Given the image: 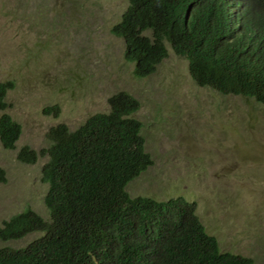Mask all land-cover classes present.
Wrapping results in <instances>:
<instances>
[{
	"label": "rangeland",
	"instance_id": "374dc122",
	"mask_svg": "<svg viewBox=\"0 0 264 264\" xmlns=\"http://www.w3.org/2000/svg\"><path fill=\"white\" fill-rule=\"evenodd\" d=\"M128 0H0V82L13 80L8 113L21 125L13 149L0 142V226L30 207L47 217L48 185L40 154L48 130L76 129L108 111V97L124 90L140 108L146 150L153 159L127 190L166 200L184 196L224 251L264 264V105L198 86L188 61L168 45L152 74L137 77L124 58V40L111 28ZM58 105V115L44 113ZM28 146L37 159H19ZM30 233L0 247H24Z\"/></svg>",
	"mask_w": 264,
	"mask_h": 264
},
{
	"label": "trees",
	"instance_id": "16d2710c",
	"mask_svg": "<svg viewBox=\"0 0 264 264\" xmlns=\"http://www.w3.org/2000/svg\"><path fill=\"white\" fill-rule=\"evenodd\" d=\"M111 32L124 40L137 77L155 72L169 45L198 86L264 105V0H128ZM13 88V80L0 82V110ZM108 105L76 129L59 123L48 130L49 146L40 151L48 155V216L27 207L3 220L1 241L40 235L24 247H0V264H252L221 249L195 201L129 193L127 185L153 164L143 122L132 116L140 102L121 90ZM43 111L58 115L60 108ZM20 134L3 113L2 145L13 149ZM18 157L34 163L37 153L25 146Z\"/></svg>",
	"mask_w": 264,
	"mask_h": 264
}]
</instances>
